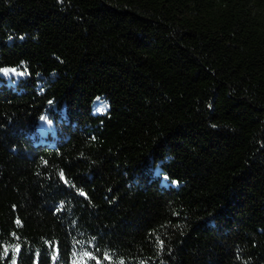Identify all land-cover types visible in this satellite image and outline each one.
Here are the masks:
<instances>
[{
    "label": "trees",
    "instance_id": "obj_1",
    "mask_svg": "<svg viewBox=\"0 0 264 264\" xmlns=\"http://www.w3.org/2000/svg\"><path fill=\"white\" fill-rule=\"evenodd\" d=\"M0 264H264V0H0Z\"/></svg>",
    "mask_w": 264,
    "mask_h": 264
},
{
    "label": "rangeland",
    "instance_id": "obj_2",
    "mask_svg": "<svg viewBox=\"0 0 264 264\" xmlns=\"http://www.w3.org/2000/svg\"><path fill=\"white\" fill-rule=\"evenodd\" d=\"M2 74L6 76V78L10 79L11 81H15L18 79L19 74L16 71L5 70L2 71ZM107 107V104L100 99H95L92 105V110L94 112L103 113Z\"/></svg>",
    "mask_w": 264,
    "mask_h": 264
},
{
    "label": "snow or ice",
    "instance_id": "obj_3",
    "mask_svg": "<svg viewBox=\"0 0 264 264\" xmlns=\"http://www.w3.org/2000/svg\"><path fill=\"white\" fill-rule=\"evenodd\" d=\"M18 223H19V221H18Z\"/></svg>",
    "mask_w": 264,
    "mask_h": 264
}]
</instances>
